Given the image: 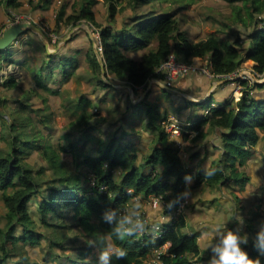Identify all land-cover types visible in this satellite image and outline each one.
Listing matches in <instances>:
<instances>
[{
    "label": "trees",
    "instance_id": "16d2710c",
    "mask_svg": "<svg viewBox=\"0 0 264 264\" xmlns=\"http://www.w3.org/2000/svg\"><path fill=\"white\" fill-rule=\"evenodd\" d=\"M41 1L44 3L41 4ZM41 1L35 6L41 5L42 8H46L50 2V0ZM104 1L107 3L106 22L96 19L92 5L97 0H72L68 5L65 3L61 5L55 16L54 30H57L61 24L71 28L82 22L88 23L93 30L95 40L101 42V55L106 73L125 80L134 90L138 86L145 85L156 74V68L173 50H175V55L185 62H191L192 57L195 56L205 57L214 73L233 72L241 67L246 59L253 60L256 70L264 71V0H241L242 5L234 7L235 19L239 20L245 28H250L246 45L240 37L228 40L219 38L215 33L203 39L189 40L180 30L172 10L162 11L154 7L148 10L140 9L145 4L157 2V0H127L124 4L122 0ZM165 1L179 3V7L184 4V0ZM4 2L7 8L12 9H17L22 4L20 0H4ZM67 6L70 7L68 13L66 12ZM126 7L131 8L132 14L124 16L121 25L117 26V13ZM96 31H99V35ZM47 34L49 36V32ZM30 41L36 44V50L42 49L45 52V57L38 61L41 62L38 70L40 73L34 68L31 69L36 83L43 89L57 94V90L51 89L43 81L42 74L53 64H62L60 72L63 79H67L77 67L75 56L60 55L58 61L55 62L54 58L57 53H47L42 40ZM78 51L79 49L75 50V53ZM137 51L141 52L139 58L127 54V52L136 53ZM85 57L97 80L98 87L100 89L115 88L112 83L102 78V66L91 41H89ZM33 58V61L38 60L37 56ZM19 63L25 64L24 61H19ZM27 67H29L28 63ZM107 79L110 78L107 77ZM241 83L243 87L234 103L212 107L209 113L200 118L195 125V128L207 125L209 129L222 130L220 133L222 156L207 168L216 169L214 175H205L204 170L206 169L204 168H200L194 175L190 169L185 167L178 148L169 141L168 134L164 130L165 118L153 122L157 106L149 101H142L139 104H142L145 109L147 117L145 125L152 130L154 135L151 151L142 155L139 161H137L138 155L133 146L126 159L119 158V153L110 156L106 151L97 155L101 150L98 145L95 155L85 154L83 162L92 169L95 183L92 190L96 196L83 191L77 175L72 178L64 175L62 179L69 181L64 187L49 186L47 189L42 187L33 168L25 161V155L32 148L40 149L43 156L49 160L51 167H55L60 165L57 160L59 152L47 144L46 137L40 129L31 135L27 133L28 123L36 127V122L32 121L31 115L25 113L30 103L27 98H14L18 105L10 111L12 122L7 124L9 134L7 149L0 151V193L5 206V222L0 228V249L2 250L0 264H6V259L17 252L18 241L35 244L41 237L42 233L36 230L29 214V210L34 209L29 203L32 197H35L38 202L37 208L46 226L53 224L48 214L62 215L61 210L70 207L74 210L78 222L88 231L95 227L90 221L91 217H95L102 231L107 234L111 231V227L100 219L104 210L110 208L121 210L134 195H142L145 198L160 195L168 203L184 193L187 187L184 180L185 174L194 176L192 186L206 183L207 186L233 185L241 189L250 178L243 166L252 153V147L259 140V131L264 132V92L260 95H253L251 91L256 87H263L264 82L248 84L247 81L241 80ZM0 84L4 88H16L19 86V80L10 75ZM10 99V96L0 97V103L5 105V102ZM90 103L89 97L81 96L76 106L84 107V104ZM130 103L132 102L127 96L128 108ZM40 109L41 107L35 111ZM91 118L90 114L83 112L77 116L75 124L83 132L94 127L90 124ZM39 121L43 126L49 123L48 118L45 117H40ZM58 148L60 151H65L61 146ZM73 149V145L70 144L69 150L73 151ZM74 152L75 156H78L77 151L74 150ZM105 163L108 167H105ZM115 169H119V179L115 177ZM8 187H11V192L7 191ZM182 199L184 197L180 198ZM184 217V212H180L172 223H165V231L157 240L151 237L145 240L137 239L134 235L124 241H118L113 237L114 242L125 250L126 255L122 259L113 258L112 264H143L150 249L164 241H169L170 244L167 254L162 256L163 264L188 263L186 255L195 256L199 253L197 242L199 233H186L183 230L186 226ZM20 227L22 234L15 235V230ZM62 238H65L64 235ZM253 242L254 240L248 238V244L241 245L249 258L258 256ZM55 243L63 245V240L55 241ZM85 248H89V243ZM56 254L62 255L60 257H65L71 262H77L78 259L67 253ZM27 259V256H21L15 264H29ZM259 259L261 264H264V256H259Z\"/></svg>",
    "mask_w": 264,
    "mask_h": 264
},
{
    "label": "rangeland",
    "instance_id": "374dc122",
    "mask_svg": "<svg viewBox=\"0 0 264 264\" xmlns=\"http://www.w3.org/2000/svg\"><path fill=\"white\" fill-rule=\"evenodd\" d=\"M0 1L3 3H0V11H6L8 17L11 16L10 14L12 11L30 13L35 22L38 23L46 33L49 32V34L57 35L59 37L58 40L56 39L55 43H51L50 45L52 50L58 45L59 47L66 46L70 49L73 47V44L77 46L81 44L77 43L78 40H71L67 43L62 42V40L69 34V30L65 25L61 24L57 30H54L55 16L57 12L62 4L65 3L68 5L71 0H50L46 8H42L40 5L36 7L35 12L34 7L41 0H20L22 5L18 9L7 8L5 2L3 0ZM122 1V4H124L127 0ZM43 3L44 2L41 1V4ZM183 3V6L181 5V7H179V3L157 0V2L153 1L149 2L147 5L145 4L140 9L148 10L150 7H154L162 11L172 10L175 13V18L178 21L180 30H182L191 41L203 39L209 34L215 33L219 38L228 40H234L237 37H240L246 45L250 28L242 26L240 21L235 19V14L233 13L234 7L242 5L241 0H184ZM106 5L107 3L104 0H97V2L92 5L93 11L97 13L100 19L106 16ZM69 11L70 7L67 6L66 12L68 13ZM131 14V8L126 7L123 11L117 13V18L119 20L124 16ZM0 24L2 23L0 22ZM78 30L79 29L74 30L73 32L75 37L79 36ZM26 33L27 39L23 36V39L18 41L16 48L18 47L19 50H25L28 48L27 46H24V43L27 42L28 39L42 40L38 34H35L32 31H27ZM21 36L22 35L19 37ZM83 37L86 44L88 39L85 36ZM75 39H77V37ZM173 43H175V41H173ZM67 44L69 46H67ZM13 45L14 44L7 49L0 50V70L5 71L8 62L17 64L18 66H14L10 69L14 74L13 76H15L20 82V86L15 89L4 88L0 84V97H5L7 95L13 97L6 101L5 105L0 103V151H5L7 149V139L9 136L7 124L12 122L10 110L12 109L11 107L18 105V102H15L14 98L18 97L16 94L21 95L22 92H25L26 96H23L22 99L26 97L30 103L25 113L30 114L32 121L36 122V127H34L32 123H28L27 133L31 135L34 134L36 130L40 129L46 137L45 140L47 144L54 148L56 152H59L57 160L60 165L55 167H51L49 160L43 156L42 150L40 149L32 148L25 155V161L31 165L35 176L39 178L44 189H47L49 186L64 187L69 182L62 179L64 175H67L70 178L77 175L83 186V191L86 194L96 196V193L92 190L95 185L92 169L88 164L83 162L85 154L95 155L98 145L101 150L97 155L106 151L110 156H115L119 153V158L126 159L130 150L132 151L133 146L138 155L137 161H139L142 155L151 151V147L153 146L151 139L152 130L140 126L142 120H144L143 126L147 121L145 109L142 107V104H135L133 102L128 104V108L127 95L131 93L129 89L122 86L116 88L109 87L104 90V94L100 93V87H98L97 81L91 78L86 63L81 60L79 68L71 74L69 79L63 80L60 73L57 71V68H55L54 77L52 78L50 72H43V80L46 83H49L51 87L56 88L57 94H54L38 86L32 78L25 75V65L22 66L19 61L14 59L15 57L13 54L16 52V48ZM32 47V50L30 49L32 55L37 56L38 58V60L33 61V64L36 62L35 67L38 71L39 64H41V62L39 63L38 61L45 57V52L43 50H33ZM204 59L205 57L202 58V60ZM253 64L254 63L248 59L243 62V65L253 66ZM56 65H59L58 68L62 67V64ZM233 83L236 84L237 81ZM115 84L119 85L120 83L115 81ZM30 89L33 90L31 91ZM81 96L89 97L91 103L87 105L84 104V107H77V101ZM168 96H170V92L169 90H165L160 93L158 99L166 98ZM138 97V94L133 91V100L139 101ZM184 101L189 110L196 111V113H198L197 116H199V114L203 115L207 106H210L212 101H214V95H210V97L203 101L194 102L188 98H184ZM157 103L159 107L158 111L154 114V118L152 119L153 122L162 119L166 112L174 114L179 113V108L175 107L171 102L167 105V111L160 102ZM40 107V112H36L35 110ZM83 112L92 116L90 121L95 127L90 129L86 134L79 133L80 129L75 124L77 116ZM40 117L48 118L49 123L43 126L39 121ZM5 120L6 122H4ZM169 139L172 143L176 144V142L170 137ZM70 144L73 145V151L69 150ZM178 145L180 147L179 143ZM59 146L63 147L65 151H60L58 148ZM37 150H39V152ZM74 150L77 151L76 155L78 156H75ZM178 153L181 155L183 162L184 159L187 160L184 151H179L178 149ZM218 153H220V150ZM105 167H108L107 163H105ZM115 177L117 179L120 178L119 169H115ZM198 186V191H201L204 188L207 189L206 183H201ZM256 189L262 191L261 188ZM11 190V187L7 188L8 192H11ZM136 197L143 198L142 195H134L129 199V204ZM143 201L145 203L144 209H146L152 217L155 215L160 216L164 213L165 210L161 213L158 207L154 208L150 206L148 201H145L144 198ZM29 203L30 206L34 208L29 210L30 217L36 230L42 233L41 237L35 244L18 241L16 247L17 252L6 259V264H15L16 260L21 256H27L29 264H93L96 262L97 252L100 245L97 244L93 247L90 246V243L96 241L97 237L106 234L102 231L101 226L98 224V220L95 217H91L90 220L95 227H93L91 231H88L78 222L74 210L67 207L61 210L62 215H55L56 213L48 214V218L53 224L46 226L45 220H43L42 215L38 211V202L35 197H32ZM149 206L151 209H149ZM4 213L5 206L0 193V228L5 222ZM152 219L156 218L153 217ZM248 226L251 228L252 225L249 224ZM250 228L245 229L244 233L254 240L256 232ZM14 234H22L21 227L17 228ZM63 235L65 238H62ZM62 240L63 245L55 243V241L60 242ZM88 243L89 248H85ZM0 253H2L1 249ZM56 253L71 254L73 257H76L75 259L78 258L76 260L77 262H71L65 257H60L62 255L59 256Z\"/></svg>",
    "mask_w": 264,
    "mask_h": 264
},
{
    "label": "crops",
    "instance_id": "0c3cea01",
    "mask_svg": "<svg viewBox=\"0 0 264 264\" xmlns=\"http://www.w3.org/2000/svg\"><path fill=\"white\" fill-rule=\"evenodd\" d=\"M0 3L3 4L1 1ZM21 5L18 8H20ZM35 10H36V6L34 7V12ZM95 16L96 19L102 22H106V18H107L106 16H104V18L101 19L98 17L97 13H95ZM7 20H8L7 12L0 11V22L2 23L0 24V30H2L5 25H6L5 27H7L8 25ZM121 20L122 18L119 20L117 18V26L121 25ZM84 25H87L88 27ZM74 27H76L74 30L79 29L78 30L79 36H76L77 39H75L76 37L73 34L74 30L71 33V30ZM67 28L69 30V34L66 37H68L69 35L70 36L66 40V43L71 40L74 41L78 40V42L77 41L76 42L78 44L80 43L81 44L78 46L73 44V47H71L70 49H68V47L66 46L64 47L58 46V50L54 52L57 53V55H55L54 58L55 62L58 61L60 55H65V56L74 55L77 60V67L73 70L72 73H74V71L79 68L81 64L80 62L81 60H83L86 63L88 70L90 71L91 78L96 80L95 76L93 75V73L89 68V63L85 57V53L89 46V41L92 42L93 49L97 53L98 59L100 58V56L102 57L101 55L102 49H99L98 47L97 41L95 40V37L93 35L94 33L92 28L89 26L88 23L85 22H82L71 28L69 27ZM23 36H25V38L27 39V33L25 32V35L22 34V36L19 37L15 43H13L14 44L13 46L15 48L18 44V41L23 39ZM83 36L87 37L88 39V42L86 44H85V39H83L84 38ZM24 46H27L28 48L25 50L23 49L19 50L18 47L16 48V52L13 54V56L15 57L14 59H16V61L25 62L24 64L25 75L32 78L35 84H37L31 69L34 68L36 72L38 71L35 67V63L33 64L34 58L30 51L32 46H33L32 47L33 50H36L35 43H33V41L31 42L30 39H28V41L24 43ZM67 46L69 45L67 44ZM77 49H79V51L75 53V50ZM41 50L42 49H39V51ZM140 53H141L140 51H137L136 53L127 52L128 55L134 58H139ZM15 54L16 55L18 54L17 57ZM171 54H176L175 50H173ZM198 60H199L198 56L192 57L191 59V61H195V62H198ZM248 60L254 63L253 60L251 59ZM27 63L29 64V67H27ZM58 66L59 65H56L55 63L50 69H45V71L50 72L52 78L54 77L55 68H57V71L61 75L60 68H58ZM71 74L67 77V79L70 78ZM106 76L109 77L110 79H107V77L105 79L103 78V76L102 78L108 83H112L114 86L117 85L129 89L128 85L130 84L125 82V80L115 78L108 73H106ZM61 78L63 79L62 75ZM115 81L119 82L120 84L119 85L115 84ZM214 83L215 85L213 86ZM46 84L51 87L49 83ZM19 86H20V82H19ZM117 86H115V88ZM234 86L235 84L233 82L224 79H220V80L212 79L198 71L190 72L186 75L177 77L171 81L166 80L162 74L156 72V74L153 75L145 85L138 86L135 88V90L131 86L132 91L131 89H129L130 92L134 91L138 94L139 101H135L133 100V98L131 99V95H132L131 93L127 96H129L131 102L135 104L140 103L142 101H149L150 103L157 106V111L159 107L157 102H160L166 111L168 110L167 105L170 102L173 103L175 107L179 108L178 114H174L171 112L165 113L164 117L162 118V119L165 118V120L163 121V127L165 121H167L170 118H177L183 125L185 124L184 125L185 130L182 131L181 134L174 136H170L168 133L167 134L172 140L176 142V144L174 145L179 149V151L180 150L184 151L187 160L184 159L183 163L185 167L190 169L195 175V173L200 168L207 169L214 161L219 160L223 153L222 142L220 138V133L222 132V130L218 128L209 129L207 125H201L199 128H195L196 122L200 118L207 115L212 107L225 106L227 104L234 103L235 99L237 98V96L233 94ZM212 87L213 89H211ZM8 89H15V88H8ZM51 89L56 90V88L53 87H51ZM30 90L32 91L33 89ZM104 90L105 89H100V93L104 94ZM165 90H169L170 96L166 98L158 99L160 93ZM263 92H264V86L261 88L256 87L251 91L253 95H260ZM210 95H214V101H212L210 106H207V108L203 112V115L199 114V116H197L198 113H196V111L189 110V108L186 106L184 101V98H188L194 102L203 101L206 100L208 97H210ZM16 96L18 97H15V99L22 98L23 96H26V93L22 92L21 95L16 94ZM24 99H26V97H24ZM13 107H11L12 111H13ZM162 119H160V121ZM143 122L144 120L140 122V126L148 129V127H146L145 125L143 126ZM186 126H188L189 128ZM89 131L90 129L85 130L83 132L79 131V133L86 134ZM151 134L153 138L154 136L153 132ZM259 135H260L259 140L252 147V153L247 159L246 164L243 166V169L250 176V178L248 182H246L241 189L237 186L234 187L233 185H219V186H207V189L202 188L203 190L198 191L199 186H192L194 181V176H192L191 182H186L187 187L184 191L186 198L185 197L184 198L186 199L187 204L184 208V214H185L184 218L186 222L184 231L186 233H193V232L199 233L197 236L199 253L195 255V258L198 260L199 264H207L208 260L211 257L210 251H205V252L203 251L207 241L211 239L210 234L206 235L207 226L210 223L218 222L221 220L223 216L225 215L231 216L236 212L237 215L243 218L244 224L241 226L235 219H233L230 223L227 224V228L233 231L239 229L237 234L240 235L242 232V234L245 235L244 230L250 228L248 226L249 224L252 225L250 229H253L257 233L261 222H264V132L259 131ZM169 141L172 142L170 139ZM178 143L180 144V147ZM219 150L220 153H218ZM256 188L259 189L261 188L262 191H258Z\"/></svg>",
    "mask_w": 264,
    "mask_h": 264
},
{
    "label": "clouds",
    "instance_id": "9594fccd",
    "mask_svg": "<svg viewBox=\"0 0 264 264\" xmlns=\"http://www.w3.org/2000/svg\"><path fill=\"white\" fill-rule=\"evenodd\" d=\"M216 169H206L204 174L214 175ZM174 180V178H173ZM185 182H191L192 176L185 174ZM181 197H185V192L181 193L176 199L169 201L167 205H162L157 201V206L162 213L165 208L171 211L172 207L179 202ZM145 203L143 198L136 197L126 208L122 210L106 209L101 213L100 219L104 224L111 227V231L106 235H101L98 240L92 241L90 246L100 245L97 252L96 264H112L113 258L122 259L126 252L119 247L113 240L124 241L134 235H143L146 232L159 231L162 223H166L169 217H162L159 222L155 219L147 220L144 214ZM235 219L241 226L244 220L236 212L225 215L218 222L210 223L207 226L206 235L210 234L211 239L207 241L204 252L210 251L211 257L207 264H261L259 256H264V222H261L259 230L255 234L253 247L257 251V258H249L241 245L248 244V236L238 235L236 231L229 230L227 224Z\"/></svg>",
    "mask_w": 264,
    "mask_h": 264
},
{
    "label": "built area",
    "instance_id": "2783aa9c",
    "mask_svg": "<svg viewBox=\"0 0 264 264\" xmlns=\"http://www.w3.org/2000/svg\"><path fill=\"white\" fill-rule=\"evenodd\" d=\"M11 16L8 17V25L14 24V23H19L22 21H33L34 19L32 18L30 13H19V12H14L10 14ZM5 28V27H4ZM3 28V29H4ZM2 29V30H3ZM0 30V33L2 32ZM96 34L99 35V31H96ZM50 35V42L55 43L56 39L58 38L57 35L55 34H49ZM58 40V39H57ZM99 49H102L101 42L100 40L97 42ZM198 62L191 61V62H185L181 59H179L175 54H170L167 56V58L156 68V72L160 73L164 76V78L168 81H171L177 77L186 75L190 72H201L204 75H206L209 78L212 79H224L230 82H235L234 88H233V94L236 95L237 97L239 96V93L243 87V84L241 83V80L247 81L248 84L256 83V82H261L264 81V71H258L254 68V66H248V65H241L238 69H236L233 72L226 73V74H219V73H214L210 69V64L207 59L202 60V57H198ZM18 66L17 64H13L12 62L7 63V67L5 71L0 70V81L5 79L6 77L10 75H14L11 71L10 68ZM215 83L213 84V86ZM213 89V87L211 88ZM164 130L170 135H179L181 134L182 131H184V126L183 124L177 119V118H170L164 123ZM145 201H148V204L154 208L158 207L157 206V201H159L160 204L162 205H167L163 198L160 195H151L147 198L143 197ZM129 205V202L123 207L126 208ZM149 206V209L151 207ZM186 206V199H182L179 201L177 206L172 207L171 211H168L167 208H165L164 213L160 216L155 215L153 216L156 218L155 220L159 222V220L162 217H169L168 221L166 223H172L174 219H176V216L180 212H184V208ZM122 210V209H121ZM144 214H145V219L147 220H152V215L148 213L146 209H144ZM164 224L162 223L160 226L159 231L156 232H146L143 235H135L137 239H146L148 237H151L153 240H157L162 237V234L165 231ZM144 242V241H143ZM169 241H164L158 246H153L150 251L147 253L143 260V264H163V255L167 254L168 252V246H169ZM188 259V263H183V264H199L198 260L195 258L194 255L188 254L186 255Z\"/></svg>",
    "mask_w": 264,
    "mask_h": 264
},
{
    "label": "water",
    "instance_id": "95a60500",
    "mask_svg": "<svg viewBox=\"0 0 264 264\" xmlns=\"http://www.w3.org/2000/svg\"><path fill=\"white\" fill-rule=\"evenodd\" d=\"M84 26L88 27L87 25H84ZM75 28L76 27H74L71 30V33ZM27 31H32L33 33L38 34L41 37L43 44L45 46V49L48 53H54L58 50L59 45L53 50H52V48H50L51 44H50V38H49L48 34L39 25H37V23H35L33 21H22V22L14 23V24H11V25L5 27L2 30V32L0 33V50H4V49L9 48L13 43H15L18 40L20 35L24 34ZM69 36L64 38L62 40V42L63 43L66 42V40L69 38ZM99 60H100L101 66H102V70H101L102 76H103V78L106 79L107 76H106V69L104 66V60L102 59L101 56H100ZM261 82H263V81H261ZM115 86H117V85H115ZM128 87L132 91L131 85H128ZM131 94H132V92H131ZM131 99H132V95H131Z\"/></svg>",
    "mask_w": 264,
    "mask_h": 264
}]
</instances>
